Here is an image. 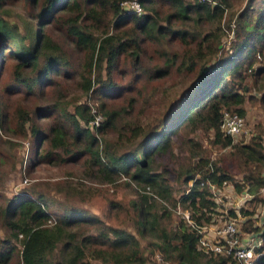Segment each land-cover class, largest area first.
<instances>
[{
  "label": "trees",
  "instance_id": "trees-1",
  "mask_svg": "<svg viewBox=\"0 0 264 264\" xmlns=\"http://www.w3.org/2000/svg\"><path fill=\"white\" fill-rule=\"evenodd\" d=\"M120 1L40 0L41 8L36 14L39 24L32 22L33 14L21 16L22 34L16 31L15 24L0 16V49L1 41L11 45L12 80L16 85L31 89L44 83L47 74L56 71L58 66L67 65L64 53L41 34L39 25L49 23L56 9L73 12L58 17H62L60 23L74 48L85 54L84 67L88 76L80 83L82 92L90 91L91 99L99 100L97 105L92 104L104 117L97 129L90 131L84 126L91 119L87 103L74 104L72 110L57 103H53L51 109H36L39 117L53 113L56 119L62 118L50 127L48 151L44 156L55 154L56 150L63 154L72 152L75 158L85 156L83 162L87 169L82 171V178L105 184L123 178V184L134 193L126 207L113 199V192L120 188L109 193L89 190L79 195V200L91 205L99 201L104 220L83 209H72L49 221L47 203L41 195L28 197L23 192L13 196L0 206V264H9L12 259L18 264H87L88 258L106 264H145L148 259L137 237L145 238V241L149 237L150 241L146 242L151 248L149 252H157L168 264H236L229 256L197 251L196 235L181 220L170 227L162 223L163 218L170 217L162 202L174 206L176 200L166 179L168 171L153 170L151 157L163 153L170 138L178 131L185 133L184 146L189 159L195 162L183 171L182 183L190 182V185L180 195L179 203L189 210L190 218L199 225L209 219L214 207L207 185L219 187L229 182L237 192L242 190L243 183L234 182L219 165L200 156L198 140L188 134L198 138L196 132L210 133L211 143L228 146L231 138L219 129L223 109L242 116L245 94L250 88L260 94L258 100L264 106V0H246L234 17L226 18L224 26L231 29L229 21L232 17L233 25L230 41L221 48L224 26L221 27L219 22L225 0H211L214 3L209 0H166L170 10L163 17L164 24L150 12H125ZM138 1L145 10L155 12L151 0ZM4 2L6 0H0V7ZM206 23L208 26H204ZM167 36L169 40L174 38L184 50L181 53L162 52L159 63L145 68L139 62L140 43L160 44L162 37ZM120 60V71L132 73L133 78L146 77L147 73L161 77L173 69L192 74L195 85L169 111L154 110L140 121V115L136 121L128 116L130 119L126 117V120L131 124L120 125L133 100L128 97L123 103L110 104L121 96L120 92L115 95L119 88L124 93L111 75ZM254 63L257 65L253 66ZM208 66L212 68L210 73ZM91 71H94L92 79ZM102 71L105 72L103 77ZM247 78L252 79L251 83H247ZM132 84L130 81L127 88L130 89ZM93 85L96 86L92 88ZM15 110L17 135L24 133L28 121L30 132H38L26 110L20 107ZM3 116L0 109V128ZM128 127L135 138L143 135L142 142L133 151L115 155L113 144L109 143L99 150L94 132L112 129L119 134V139L125 140L123 131ZM235 154L241 160L240 165L246 166L240 172H246L247 192L254 198L264 188V179L259 176L264 167V144L258 139H250L237 145ZM68 188L73 194L80 192L76 186L69 185ZM119 212L127 219L117 220ZM127 220L132 224V232L122 228ZM258 230L257 227L249 229ZM252 264H264V256Z\"/></svg>",
  "mask_w": 264,
  "mask_h": 264
},
{
  "label": "rangeland",
  "instance_id": "rangeland-1",
  "mask_svg": "<svg viewBox=\"0 0 264 264\" xmlns=\"http://www.w3.org/2000/svg\"><path fill=\"white\" fill-rule=\"evenodd\" d=\"M80 2L81 0H77ZM40 0L31 2L28 0H6L4 5L0 7V16L7 20L10 24L17 26V32L22 34L23 24L21 16L32 15V22L39 24V17L36 16L40 10ZM246 0H225L223 4L222 16L219 25L224 26L226 18L234 15L244 7ZM151 6L155 8L152 10H145L143 12H150L160 24H164L163 17L169 13L170 8L166 0H151ZM121 7V6H120ZM73 13L72 11H58L53 12V17L49 23L39 25L41 34L47 36L49 40L56 43L60 50L64 53L66 59V66H58L56 71L48 73L45 82L39 86H33L28 89L24 86L16 85L12 80V65L14 58L12 57L11 45L9 46L5 41H1L2 48L0 49V109L4 113L2 128H0V206H3L8 200L19 193H25L28 197H36L41 195L43 200L47 203L46 211L49 214V221L53 220L55 216L63 215L68 210L83 209L91 214L97 215L101 220H104L101 214L99 201L86 203L79 200V195H84L89 190L99 191L103 193L112 192L114 188H120L118 192H113V199L121 201L124 207L127 206L134 193L123 184V178L116 179L110 184L97 183L85 180L82 178V171H86L87 166L83 162L85 156L75 158L72 152L63 154L60 150H56L55 154L46 155L48 151V138L50 136V127L54 122L62 119H56L57 116L49 113L47 116L39 117L36 109L47 107L51 109L53 103L58 106L65 104L67 109L72 110V106L77 103H87L90 108H93L97 113L98 111L93 106L99 103V100L91 99L90 91L83 93L80 87L82 78L87 77L88 74L84 67L85 54L78 51L71 43L70 37L65 32V28L61 25L58 16ZM233 17L230 19V28L232 29ZM43 23V22H42ZM175 24L174 22H171ZM204 26H208L206 23ZM231 29L223 27V32L220 37V48L226 47L231 37ZM140 47L142 53L139 56V62L150 69L154 64L159 63L158 59L162 52L164 53H181L184 50L183 46L174 40H169L167 37H162L160 44L152 42H141ZM162 58V57H161ZM216 59V58H215ZM214 59V60H215ZM122 65L121 60L119 65L112 69L113 80L118 82L124 90H120L121 96L110 104H120L127 101L128 97H132L130 107L127 110L128 114L123 115L120 125H130L131 122L126 120L148 117L149 113L154 110H167L177 103L183 94L195 85L194 76L192 74L180 73L178 70H170L167 75L156 77L152 73L146 77L138 76L133 78L132 73L120 71ZM254 63L253 66H256ZM212 66V65H211ZM208 73L211 72V67ZM91 79L93 78L94 71L90 73ZM102 77L105 72H101ZM132 81L131 88H127L128 83ZM247 83H251L252 79L247 78ZM96 85H93L94 88ZM259 93L250 91L245 94V102L242 105L244 114V130L245 134L238 140H232L228 146L221 147L219 144L211 143L212 135L210 133L203 134L196 132L198 138L188 134L189 137L198 140L197 151L200 156L207 157L208 162H215L227 174L231 175L234 182L243 183V188L240 192L235 190L231 183L222 184L217 187L219 193L220 204H216L213 194L210 193V200L214 207L209 214L207 221H202L207 227L213 231L216 227L220 226L223 217L232 216L233 211L237 212V228L241 234L249 233L253 227L260 225L259 221L264 216V188H261L253 198V195L247 192V185L245 183L246 172L241 171V168L246 166L240 165L241 160L236 156L235 149L237 145L245 144L250 139H258L264 144V106L262 107L258 97ZM101 101V100H100ZM93 103V104H92ZM20 107L26 110L30 116V120L34 121L36 128L35 134L30 132L31 123L28 121L25 124V131L23 134L17 135L15 122H16V108ZM225 110V109H223ZM229 112V111H228ZM125 116V117H124ZM130 118H129V117ZM104 117V116H102ZM103 120V118H102ZM140 121V120H139ZM118 122V120H116ZM124 139H119L112 129L103 131H96L93 133L97 138L98 148L102 150L105 144H113L112 152L115 155L124 152H131L133 148L142 142V136L134 137L130 133L128 127L123 131ZM41 137V139L39 138ZM127 136V137H126ZM185 133L174 134L168 141V147L163 153L154 154L152 158L153 170L168 171L166 179L172 188V197L176 200L175 205L171 206L169 202H162L163 205L170 212V217L163 218L162 223L166 227L172 226L178 220L182 221V217L189 216V210L182 208L179 203V197L186 191V187L190 185L182 183L183 171L195 162L194 159H189L187 147L184 146ZM236 145V146H235ZM25 148L27 149V157H24ZM59 159H61L59 161ZM64 160V161H63ZM23 161L25 162L24 169H21ZM180 173V176H179ZM259 176L264 179V167L261 168ZM233 183V182H232ZM70 186H76L77 194L70 192ZM225 185L227 187H225ZM122 186V187H121ZM231 186V187H230ZM136 194V193H135ZM243 195H246V201ZM123 212H119L116 219L123 218ZM234 215V214H233ZM190 217V216H189ZM48 221V222H49ZM122 228L132 232V224L127 220L122 225ZM2 235V230H0ZM143 253L147 257L145 264H168L161 259L159 254L155 251L150 253L151 248L147 245L145 238L137 237ZM87 264H106L98 260L88 258ZM9 264H18L16 259H12Z\"/></svg>",
  "mask_w": 264,
  "mask_h": 264
},
{
  "label": "built area",
  "instance_id": "built-area-1",
  "mask_svg": "<svg viewBox=\"0 0 264 264\" xmlns=\"http://www.w3.org/2000/svg\"><path fill=\"white\" fill-rule=\"evenodd\" d=\"M209 1L214 3V1ZM119 5L125 12L135 14L143 12L138 0H121ZM89 112L91 119L84 126L90 131H95L102 121V117L93 108H89ZM219 129L232 140L239 141L245 134L244 119L236 113L223 110ZM24 157H27L26 148ZM24 164L23 161L21 169H24ZM217 187L214 184H209L207 190L213 194L216 204H220ZM225 187L227 186L225 185ZM242 198L246 201V195H243ZM232 211L234 215L221 218L220 226L213 229V231L204 222L199 225L189 216L182 217V222L196 235L195 249L197 251L213 256H229L236 264H252L258 257L264 256V216L259 221L260 225L257 232L241 234L236 223L237 212L236 210Z\"/></svg>",
  "mask_w": 264,
  "mask_h": 264
}]
</instances>
